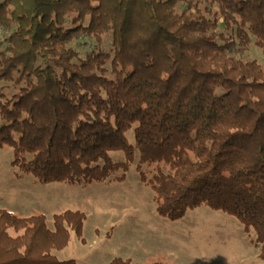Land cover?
I'll return each instance as SVG.
<instances>
[{
	"label": "trees",
	"instance_id": "1",
	"mask_svg": "<svg viewBox=\"0 0 264 264\" xmlns=\"http://www.w3.org/2000/svg\"><path fill=\"white\" fill-rule=\"evenodd\" d=\"M80 39L93 42L83 57ZM252 40L264 53V0H0V149L42 185L121 183L135 165L160 217L223 212L264 259V68L243 59ZM85 221L65 211L50 228L41 213L0 209V264H76L55 253L72 234L84 244Z\"/></svg>",
	"mask_w": 264,
	"mask_h": 264
},
{
	"label": "rangeland",
	"instance_id": "2",
	"mask_svg": "<svg viewBox=\"0 0 264 264\" xmlns=\"http://www.w3.org/2000/svg\"><path fill=\"white\" fill-rule=\"evenodd\" d=\"M92 46L86 39L75 44L82 57ZM243 59L264 68V53L253 40ZM126 139L134 144L132 131L126 133ZM110 157L115 163L124 161L122 152L110 153ZM11 162L12 149H0V209L22 218L41 213L50 228L53 215L65 211L86 215L84 244L72 234L68 246L55 253L59 260L76 264H109L115 258L138 264H264L259 248L251 243L254 234H245L242 225L223 212L201 206L173 222L160 217L152 202L153 193L140 181L135 165L128 168L124 182L111 177L84 187L42 185L32 175L20 173ZM120 175L122 172L116 176Z\"/></svg>",
	"mask_w": 264,
	"mask_h": 264
}]
</instances>
